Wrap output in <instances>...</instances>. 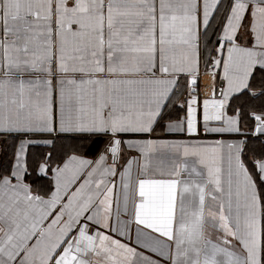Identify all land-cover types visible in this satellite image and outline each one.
<instances>
[{
  "label": "snow or ice",
  "instance_id": "snow-or-ice-1",
  "mask_svg": "<svg viewBox=\"0 0 264 264\" xmlns=\"http://www.w3.org/2000/svg\"><path fill=\"white\" fill-rule=\"evenodd\" d=\"M0 264H264V0H0Z\"/></svg>",
  "mask_w": 264,
  "mask_h": 264
}]
</instances>
